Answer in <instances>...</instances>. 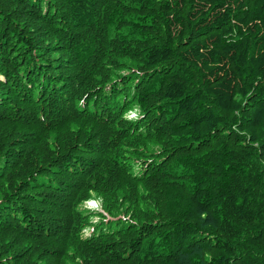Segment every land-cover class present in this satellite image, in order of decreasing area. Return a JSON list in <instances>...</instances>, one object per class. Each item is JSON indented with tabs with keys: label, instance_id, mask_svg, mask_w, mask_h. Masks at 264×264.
Segmentation results:
<instances>
[{
	"label": "trees",
	"instance_id": "obj_1",
	"mask_svg": "<svg viewBox=\"0 0 264 264\" xmlns=\"http://www.w3.org/2000/svg\"><path fill=\"white\" fill-rule=\"evenodd\" d=\"M0 264H264V0H0Z\"/></svg>",
	"mask_w": 264,
	"mask_h": 264
},
{
	"label": "rangeland",
	"instance_id": "obj_2",
	"mask_svg": "<svg viewBox=\"0 0 264 264\" xmlns=\"http://www.w3.org/2000/svg\"><path fill=\"white\" fill-rule=\"evenodd\" d=\"M135 114H132L131 116H133ZM83 208L89 211H99V210H103L102 209V204L101 201L95 197V196H91L89 199H87L86 201H84L83 203Z\"/></svg>",
	"mask_w": 264,
	"mask_h": 264
}]
</instances>
